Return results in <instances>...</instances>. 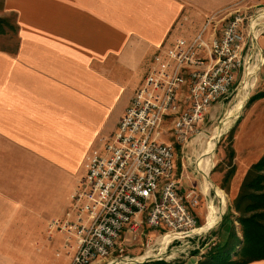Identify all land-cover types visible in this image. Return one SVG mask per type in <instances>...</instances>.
Wrapping results in <instances>:
<instances>
[{"label":"crops","instance_id":"obj_1","mask_svg":"<svg viewBox=\"0 0 264 264\" xmlns=\"http://www.w3.org/2000/svg\"><path fill=\"white\" fill-rule=\"evenodd\" d=\"M4 1L1 17L13 16L18 27L12 49L0 47V264H44L48 222L69 212L87 157L116 133L156 53L192 40L213 17L223 27L233 12L262 10L264 0ZM248 108L234 141V201L264 157V138L240 137L248 121L264 123V98ZM164 126L161 141L170 143ZM190 166L184 159L181 191L202 194L200 230L218 232L213 246L225 242L231 226L222 215L214 229L212 184L200 183ZM234 226L242 240L236 219Z\"/></svg>","mask_w":264,"mask_h":264},{"label":"built area","instance_id":"obj_2","mask_svg":"<svg viewBox=\"0 0 264 264\" xmlns=\"http://www.w3.org/2000/svg\"><path fill=\"white\" fill-rule=\"evenodd\" d=\"M215 19L192 40L178 39L155 56L116 133L87 157L69 212L48 227L50 236L66 237L70 264L109 259L127 229L148 227L172 240L198 230L200 196L194 189L181 191L175 146L161 136L170 120L176 142L188 145L250 65L246 18L231 13L221 33Z\"/></svg>","mask_w":264,"mask_h":264},{"label":"rangeland","instance_id":"obj_3","mask_svg":"<svg viewBox=\"0 0 264 264\" xmlns=\"http://www.w3.org/2000/svg\"><path fill=\"white\" fill-rule=\"evenodd\" d=\"M4 2V0H0V19L6 20L8 23H10L11 27H14L15 30H12L11 28L7 30V34H0V47L10 46V49H12L11 46H14V40L18 26L16 24V19L13 16L6 18L1 17V13L4 12ZM242 15L244 18H246L244 34L247 36L248 32L251 33L247 39L246 48V51L250 50L251 62L250 65H247L246 67L247 72L238 76L237 83L232 93L226 99L219 101L211 108L204 120V123L199 127L202 133H199V135L192 138L188 145H182L176 142L175 136L173 135V132H171V121L167 120L164 122V124H168L167 132L171 135L170 143L175 146V166L177 161V171H175V175L178 178L181 176L182 163L185 159L191 164L190 172L194 173L195 177L199 179L200 183L206 182L208 185L212 184L213 188H210L207 196H211V198L214 199V210H217L218 212L217 217H214L215 220H218V223L214 229H218L220 227L219 225L222 223V215H224L225 221L229 210L232 212V216L229 218L232 223H234L235 219L239 216L234 211V208H231L234 203V198L232 197L231 192L228 193V189L230 188L231 183H233L232 181H234L237 171L234 164L236 156L232 161L230 154L232 151H234V141L236 139L237 131L240 129L241 122L244 120L249 109L247 107L249 100L257 93L264 92V19L259 20V18L264 15V9L250 14L243 13ZM226 18L227 16L224 17V20ZM222 25L223 27H218V33L219 31L221 33V30L219 29L224 28L225 22H223ZM168 46L169 44L167 47ZM164 49L165 48L162 47L156 53V55ZM258 65L260 67L258 68L259 70L257 71L255 77L251 79L248 82L246 88H244L241 84L245 80L248 69H254ZM146 77L144 78V81ZM144 81L142 85L144 84ZM186 95L187 93L183 97V100L186 99ZM239 110L240 116L236 117ZM227 120L233 124L218 138V134L222 132L221 128ZM164 127L165 126L163 125V131ZM255 127L256 123L254 121H248L242 128V135L240 137L243 139L245 137L248 140L256 139L253 141V143H258L264 138V123L256 128ZM212 146H214V149L210 152ZM99 148H101V143L95 150H98ZM176 155L178 157L177 160ZM201 161H205L206 164L210 165V174L208 179H206L200 171L201 168L200 170L198 168V164H200ZM232 168L234 170H232ZM230 171H235V173L226 184L224 179ZM214 186H216L220 191L218 192ZM218 193L223 195L225 200L224 205L221 198L218 197ZM200 204L201 208H205V210H207L206 203L203 201V198L202 203L200 201ZM206 213L208 212L206 211ZM65 216L63 218L57 219H64ZM232 217L234 218L232 219ZM54 220L56 219L50 220L48 222L45 238V244L47 245V248L51 250V254L47 255V257H44L43 255L41 256V259L44 258V264H70L73 257L71 252L73 251L67 252L69 250H65V248V251L63 250V246H65L66 243V237L62 233H58L54 236H50L49 234L48 227ZM204 225H202V227ZM200 226L201 224H199L198 220L199 230L197 233L186 238H181L180 240H172L173 238H171L170 241H167L170 239L167 238V234L151 230L148 227H143L138 231L127 229L123 234L122 240L113 251L111 257L105 261L96 262L94 264H153L157 262H161L163 264L195 263L197 257H199L207 247L210 248L213 246V239H211V237L218 233L216 230L204 232L202 229L200 230V228H202ZM61 239H64L62 244ZM205 253L206 252H204V254ZM146 255H149V257H145Z\"/></svg>","mask_w":264,"mask_h":264},{"label":"trees","instance_id":"obj_4","mask_svg":"<svg viewBox=\"0 0 264 264\" xmlns=\"http://www.w3.org/2000/svg\"><path fill=\"white\" fill-rule=\"evenodd\" d=\"M11 28L15 30L6 20L0 19V34H7V30ZM263 98L264 92L254 95L247 107ZM234 157L235 154L232 151L230 154L232 161ZM234 173L235 171H230L226 175L224 179L226 184ZM233 208L239 215L236 220L240 224L242 240L236 233L234 223L229 219L232 216L229 210L224 221L231 226L227 240L210 247L198 264H250L264 261V157L249 172L233 203ZM238 248H240L239 251H237Z\"/></svg>","mask_w":264,"mask_h":264},{"label":"bare ground","instance_id":"obj_5","mask_svg":"<svg viewBox=\"0 0 264 264\" xmlns=\"http://www.w3.org/2000/svg\"><path fill=\"white\" fill-rule=\"evenodd\" d=\"M260 19H264V15L262 16V17H260L259 18V20ZM255 22V21H254ZM259 25V24H258ZM255 26V25H254ZM254 28V27H253ZM260 66L258 65L257 67H255L254 69H248V73L246 74V77H245V80L242 82V86L244 87V88H246V86L248 85V82L251 80V79H253L254 77H255V75H256V73H257V71L259 70L258 68H259ZM247 72V71H246ZM253 84V83H252ZM252 87V86H251ZM249 90V89H248ZM249 92V91H248ZM247 92V93H248ZM246 93V94H247ZM245 94V95H246ZM249 95V94H248ZM238 99V98H237ZM246 101V100H245ZM241 103V102H240ZM245 106V105H244ZM240 116V110H239V112H238V114H237V116L236 117H239ZM225 122V121H224ZM233 123L231 122L230 123V121H226L224 124H223V126H222V132H220L219 134H218V138L222 135V133L225 131V130H227L231 125H232ZM218 133V132H217ZM216 136V135H215ZM214 149V146H212L211 147V149H210V152L212 151ZM211 154V153H210ZM210 156V155H209ZM201 158V157H200ZM207 158V157H206ZM211 159V158H210ZM212 164V163H211ZM213 165V164H212ZM199 166H200V168H201V170L200 171H202V173H203V175L205 176V178L206 179H208V177H209V172H210V165H208V164H206L205 163V161H201L200 162V164H199ZM218 191V190H217ZM216 191V192H217ZM219 195H221V194H219ZM220 197V196H219ZM215 214V213H214ZM208 225V224H207ZM216 226V225H215ZM205 229V228H204ZM199 230V229H198ZM198 230L196 231V233L198 232ZM171 240V238L170 239H168L167 241H170ZM145 257H149V255H146ZM139 261V260H138Z\"/></svg>","mask_w":264,"mask_h":264}]
</instances>
